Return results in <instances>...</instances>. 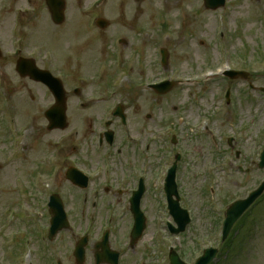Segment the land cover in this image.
Wrapping results in <instances>:
<instances>
[{"label": "rangeland", "instance_id": "1", "mask_svg": "<svg viewBox=\"0 0 264 264\" xmlns=\"http://www.w3.org/2000/svg\"><path fill=\"white\" fill-rule=\"evenodd\" d=\"M226 1L227 5L223 9L210 11L205 10L202 0H67L69 24L65 26V32L69 26L80 27L85 38L89 40L98 31L87 29L95 27L96 18H104L110 27L101 31L104 36L97 42L101 56L90 68L91 72L81 73L87 75V78L93 76L94 79L81 84L80 80H76L78 75L70 73L71 65L63 58L66 49L64 45L68 41L64 40L65 32L59 35L60 30L57 33L50 29L47 32L36 31L31 13L38 0H0V92L7 94L9 112L12 102L14 105L9 122L19 116L15 122L16 129L12 125L9 128L6 119L10 113L0 112V264H21L23 253L29 251V243H32L30 247L35 250L33 258L38 264H54L53 260L60 264H75L71 253L73 245L89 231L88 236L92 239L86 256L87 263L93 264L92 240L99 238V228L105 225L106 209L98 206L101 199L97 198L95 208L86 210L87 203L81 202L80 192L73 190L71 193L64 187V182H61L57 191L61 193L72 228L60 232L53 241H48L46 234L49 216L45 214L46 211L38 208L43 204L45 193L40 184L37 183L36 187L33 182L35 175V182L39 178L48 180L47 170L52 166L70 164L75 160H80L83 165L94 162V157L103 150L97 145L95 136L104 131V120L107 118L104 114L97 116L96 112L99 107L103 110L106 106H116L117 102L125 106L129 123L125 129L117 128L116 145L120 146L119 142L127 141L124 134L148 137L151 140L152 156H157L158 153L160 156L163 154L160 148L163 145L169 147L168 135L175 133V151L181 150L188 156L180 174L184 173L185 167H191L192 162L198 163L197 173H185L180 179L186 200L195 204V219L203 226L200 228V225L194 223L188 237L191 239L195 235L196 240L186 241V238L178 245L183 255L185 254V259L192 261L197 255V240L203 241V245L217 243V240L213 242L210 239L212 234L207 237L204 226L209 221L204 220V214L216 206L223 208V203L243 195L261 177L264 178V170L252 172L253 167L249 162V157L254 159L264 147V92H261L264 90V73L259 71V68L264 67V62L254 64L257 56L261 60L264 58V0ZM218 32L225 33L233 67L257 72L247 80L238 79L231 84L233 100L236 97L242 98L236 106L240 118H234L230 109L225 110L229 107L226 96L224 109H221V95L227 83L224 80L216 78L205 82L201 77L199 83L183 82L196 75L203 76L206 67H213V70L219 67L214 65L222 52L219 44L224 40L217 39ZM121 38L128 42V46L117 44ZM161 48L169 53L165 69L160 65ZM18 50L21 56L34 58L40 68L59 76L66 91L78 87L83 94H97L104 103L90 106L95 108L86 111L85 123L77 122L73 119L77 115H73L71 118L74 121H69L66 130L48 132L43 112L52 104V98L43 85L20 78L16 74L14 64ZM237 58L241 62H237ZM101 74L103 78L99 79ZM162 79L181 80L183 83L176 85L164 97L143 87ZM248 84L252 85V91L248 89ZM33 111L37 114H33ZM203 117L212 120L215 144H225L221 142L222 139L225 141V137L231 138L234 150L240 151L242 156H248L240 164L251 170L246 178L238 174L235 168L231 169L229 176H213L210 181L215 195L211 197H207L209 193L203 187L209 183L203 172V160L208 155H215L213 162L221 161L225 150L219 145L218 154L209 137H196ZM146 126H149V130H145ZM77 131L79 134L74 136ZM255 137H262L263 140H256ZM70 145H75V149L66 152L65 148ZM20 147L24 153L16 158L12 154H18ZM129 147L127 144L128 149ZM156 173L158 171L153 169V175ZM118 179L117 177L115 183ZM202 179H206L208 183L201 184ZM189 182H192V186ZM109 184L113 187L112 180ZM27 196L31 202L26 200ZM156 196L157 189L154 186L151 195L148 192L145 197L146 211L151 222L147 226L148 239L145 237V240L151 239L157 232L155 222L159 217L153 201ZM124 198L125 196L121 197V201L117 203L119 207H114L118 217V220L112 221L115 225L114 236L117 237L115 249L125 253L124 264L128 261L133 264V261L143 258L147 253L143 251L141 242L133 250H126L130 220L126 204L122 200ZM37 199L40 202L36 203ZM18 200H24L40 219L37 221L32 220L33 216L29 217L33 223L23 220L20 216H24L27 205L24 212L21 211ZM261 200L263 218L255 223L256 226L249 225L252 232L245 242L239 239L237 244H233L231 259L224 264H264V198ZM90 201L91 199H87V202ZM11 208L12 212L7 215L5 222V216ZM15 210L20 216L15 217ZM256 210L257 207L253 209ZM111 211L112 208L107 209V213L110 214ZM42 236H45V240H42ZM112 245L113 242L111 247ZM218 262L219 259L215 264H223V258Z\"/></svg>", "mask_w": 264, "mask_h": 264}, {"label": "water", "instance_id": "2", "mask_svg": "<svg viewBox=\"0 0 264 264\" xmlns=\"http://www.w3.org/2000/svg\"><path fill=\"white\" fill-rule=\"evenodd\" d=\"M224 0H205L206 6L210 8H216L219 5L223 4ZM53 17L56 20L58 16H56V13L53 14ZM59 23V22H57ZM99 25L101 27L104 26V23L102 21L99 22ZM167 57L166 52H163V63L165 62V59ZM17 71L23 76V75H28L30 78L34 80H39L44 82L49 86V88L54 92V95L57 100V106L55 110H50L46 112V117L48 118L50 125L49 129L55 128V127H60L63 128L65 126V121L63 119V108L61 107L63 105V92L61 89L60 84L51 78V76L46 73V72H40L37 71L30 60H19L17 64ZM168 83H163L159 86H154V88H163L160 89V92L165 91L167 88H164ZM61 114V118L56 120V116H59ZM56 214V217L54 219V222L57 224L58 228L60 227H65V219L63 216V212L61 207L58 208L57 210L54 211ZM56 230L51 229V234L53 235ZM209 259L202 261L201 264H206Z\"/></svg>", "mask_w": 264, "mask_h": 264}, {"label": "flooded vegetation", "instance_id": "3", "mask_svg": "<svg viewBox=\"0 0 264 264\" xmlns=\"http://www.w3.org/2000/svg\"><path fill=\"white\" fill-rule=\"evenodd\" d=\"M83 45L82 44H76L73 47V53L75 55V57H78L79 59H82L83 57H85L87 54V52L89 51V49L84 50L83 48H81ZM91 46V44L89 45ZM94 49L91 48V51H93ZM95 107H85V106H81V110H94ZM145 130H149V126H146ZM144 130V131H145ZM143 131V132H144ZM135 147V146H133ZM150 141H147L145 139V141L143 142V150L140 151L139 149L137 150L136 148H133L132 154L130 155V160L129 162H127L124 165V168H129V169H138V171L142 174V176L140 177H134L133 175H129V182L128 185L132 186L131 191L134 190V187L137 188L138 183L140 182V180H143V184H144V188L146 189V184H145V176L147 175V169H149L151 167V154L150 153ZM122 152L121 149H117L116 153L118 155H120ZM136 153L138 155H136ZM142 157L143 160H141L140 162L136 161V158ZM144 177V179L142 178Z\"/></svg>", "mask_w": 264, "mask_h": 264}]
</instances>
